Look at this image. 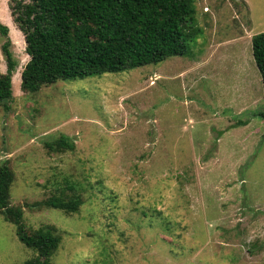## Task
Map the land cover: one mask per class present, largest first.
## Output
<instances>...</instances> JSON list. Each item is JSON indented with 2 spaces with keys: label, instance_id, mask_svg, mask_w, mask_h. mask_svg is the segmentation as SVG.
<instances>
[{
  "label": "rangeland",
  "instance_id": "obj_1",
  "mask_svg": "<svg viewBox=\"0 0 264 264\" xmlns=\"http://www.w3.org/2000/svg\"><path fill=\"white\" fill-rule=\"evenodd\" d=\"M241 1L193 0L199 31L185 56L33 93L20 89L23 37L9 33L17 68L0 101V164L26 232L60 237L50 264H264V100L251 50L264 0ZM0 22L15 25L8 0ZM60 136L74 149L50 150ZM52 195L81 205L31 207ZM34 256L0 212V264Z\"/></svg>",
  "mask_w": 264,
  "mask_h": 264
},
{
  "label": "trees",
  "instance_id": "obj_2",
  "mask_svg": "<svg viewBox=\"0 0 264 264\" xmlns=\"http://www.w3.org/2000/svg\"><path fill=\"white\" fill-rule=\"evenodd\" d=\"M8 9L23 35L28 56L20 70V89L25 93L58 80L118 72L158 64L171 56H185L188 39H194L199 31L191 25L193 0H8ZM0 36L5 62V71L0 72V101H10L17 61L11 50L9 28L1 22ZM251 50L264 100V31L251 37ZM3 108L8 111L7 105ZM259 115L264 119V109ZM46 145L52 151L75 147L66 136ZM13 177L9 162L4 160L0 164V212L16 226L19 240L36 252L22 264H50L60 237L53 228L26 232L22 209L9 201ZM41 204L76 212L81 200L52 195L31 207Z\"/></svg>",
  "mask_w": 264,
  "mask_h": 264
},
{
  "label": "crops",
  "instance_id": "obj_3",
  "mask_svg": "<svg viewBox=\"0 0 264 264\" xmlns=\"http://www.w3.org/2000/svg\"><path fill=\"white\" fill-rule=\"evenodd\" d=\"M10 18H11V16H10ZM11 20H12V18H11ZM8 21H9V18L7 19V22ZM6 25L9 27V33L10 34L11 33H14L15 34V37H19V38L23 37L22 33L20 34V32L16 29V25H14V26H10L9 24H6ZM23 40H24V38H23Z\"/></svg>",
  "mask_w": 264,
  "mask_h": 264
}]
</instances>
